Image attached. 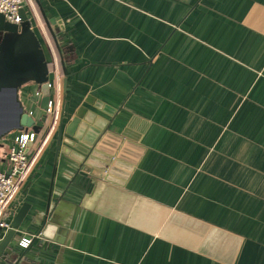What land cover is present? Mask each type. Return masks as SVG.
I'll list each match as a JSON object with an SVG mask.
<instances>
[{"label":"crops","instance_id":"crops-1","mask_svg":"<svg viewBox=\"0 0 264 264\" xmlns=\"http://www.w3.org/2000/svg\"><path fill=\"white\" fill-rule=\"evenodd\" d=\"M23 8L61 113L45 141L40 86L19 88L34 120L22 128L38 132L9 205L10 224L28 207L11 245L24 251L18 242L34 235L36 258L21 264H264V0ZM44 15L64 25L62 54ZM0 41L15 81L20 53L12 36ZM18 120L4 90L0 170Z\"/></svg>","mask_w":264,"mask_h":264},{"label":"water","instance_id":"water-1","mask_svg":"<svg viewBox=\"0 0 264 264\" xmlns=\"http://www.w3.org/2000/svg\"><path fill=\"white\" fill-rule=\"evenodd\" d=\"M20 23H14L6 20L3 14H0V21L2 27L0 28V38L3 36H12L15 42V47L20 53V58L22 61L24 73L15 81H11L8 77L5 56H4V47L0 41V93L4 90H8L12 96L13 101L18 107L19 120L17 124L19 127L31 126L34 124V120L31 116L24 113L23 106L18 99V90L26 82L32 81L37 83L40 86L42 99L41 107L44 110H47L48 103L50 101V81H49V68L48 61L46 59L42 45L36 36L35 32L32 29V23L27 15L26 11L22 7L20 9ZM46 26L53 35L57 48L62 54V48L59 44L60 41H67V36L63 35L64 25L60 22L58 18H52L51 16L44 15ZM51 25L56 27L55 30L52 29ZM58 35H61V38H58ZM63 65H65L63 59ZM47 114L45 113L42 117V120L35 125L42 126L43 122L46 120ZM4 132H0V138ZM33 142L28 143L27 151ZM28 211L27 205H24L14 220L12 221L11 228L6 232L5 236L0 241V257L5 261L6 264H21L24 259L36 258L34 256L36 251H29L25 249L20 251L19 248L11 245L13 237L15 235L16 229L19 228L26 212ZM9 248L8 254H4V251Z\"/></svg>","mask_w":264,"mask_h":264},{"label":"built area","instance_id":"built-area-1","mask_svg":"<svg viewBox=\"0 0 264 264\" xmlns=\"http://www.w3.org/2000/svg\"><path fill=\"white\" fill-rule=\"evenodd\" d=\"M23 7V0H0V14L6 20L20 23V9ZM50 83V88H51ZM41 95L40 91L36 92ZM61 113V100L50 99L46 114L50 116V125L46 139H48L57 128ZM38 137V132L32 128H22L14 135L12 145L9 147L8 155L4 167L0 170V240L11 228L8 220L9 205L14 199L19 185L26 179L32 167L36 163L37 154L33 157L28 156V143L34 142ZM34 235L24 236L18 245L23 249L31 247Z\"/></svg>","mask_w":264,"mask_h":264}]
</instances>
